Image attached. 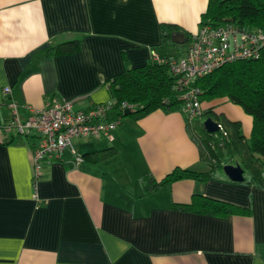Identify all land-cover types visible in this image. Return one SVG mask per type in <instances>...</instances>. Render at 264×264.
Listing matches in <instances>:
<instances>
[{"label":"crops","instance_id":"1","mask_svg":"<svg viewBox=\"0 0 264 264\" xmlns=\"http://www.w3.org/2000/svg\"><path fill=\"white\" fill-rule=\"evenodd\" d=\"M207 4L0 0V264H264V187L223 173L225 179L185 177L144 192L146 173L159 180L175 166L209 168L192 136L196 120L179 109L126 115L111 143L79 140L87 152L82 162L74 166L68 150L44 162L37 197L31 161L37 137L8 128L12 103L23 121L53 96L79 109L112 99L109 79L151 60L150 49L184 52V36L160 47L161 22L190 34ZM73 38L81 40L74 52L48 54ZM201 107H212L223 123L238 122L248 137L251 117L238 104L215 97ZM194 193L246 210L213 215L174 206Z\"/></svg>","mask_w":264,"mask_h":264},{"label":"trees","instance_id":"2","mask_svg":"<svg viewBox=\"0 0 264 264\" xmlns=\"http://www.w3.org/2000/svg\"><path fill=\"white\" fill-rule=\"evenodd\" d=\"M205 21L215 25L231 22L247 28H264V0H208L200 23ZM177 32L184 36L180 42L187 43L188 32L175 23L161 22L160 47L166 49L178 43L179 41L173 40ZM80 44L79 38L60 41L50 47L48 54L71 53ZM191 83L199 87L201 101L226 97L232 103L238 104L251 117L249 135L244 137L236 121L226 120V125L222 124L226 132L224 135L222 130L206 131L199 121L191 128V132L200 148V157L209 168L195 170L175 166L159 180L146 173L141 177L144 192L185 177L225 179L222 171L225 163H238L243 168V182L264 187V47L257 58L226 62L211 72L194 78ZM174 85L175 77L164 63L149 60L129 67L109 79L111 96L115 99L111 115L120 116L121 119L126 115L136 118L156 108L179 109V91ZM123 101L130 104L125 108L129 110L127 113L118 108ZM210 111V108H203L198 117L209 114ZM109 148L111 147L103 150ZM86 153L83 152L82 155L85 156ZM234 155L237 157L234 158ZM174 206L213 215L246 210L237 204L199 193H194L189 202L174 203Z\"/></svg>","mask_w":264,"mask_h":264},{"label":"built area","instance_id":"3","mask_svg":"<svg viewBox=\"0 0 264 264\" xmlns=\"http://www.w3.org/2000/svg\"><path fill=\"white\" fill-rule=\"evenodd\" d=\"M264 47V28H247L231 22L212 24L202 22L196 31L189 34L182 54L160 55L150 49V59L164 63L175 77V87L179 91V110L187 120L197 118L202 110L200 89L191 80L207 74L218 66L237 59L257 58ZM6 91L8 87L4 88ZM115 99L94 103L86 109L76 108L72 100L53 96L42 108L34 109L23 121H20L10 106L12 116L8 128H14L19 134L34 132L37 141L32 148V187L37 197V184L42 175L43 163L61 159L65 150L71 154V162L77 166L83 160L77 142L79 140L103 139L111 143L114 130L121 117L111 115ZM130 104L123 101L118 108L124 109ZM113 114V113H112ZM219 125V131L223 125Z\"/></svg>","mask_w":264,"mask_h":264},{"label":"water","instance_id":"4","mask_svg":"<svg viewBox=\"0 0 264 264\" xmlns=\"http://www.w3.org/2000/svg\"><path fill=\"white\" fill-rule=\"evenodd\" d=\"M179 37H183L181 32H177L173 36V40L178 41ZM129 110L125 109L124 112L127 113ZM202 125L208 132H214L219 129V125L210 116L205 117L202 120ZM223 173L228 179L233 181H242L244 178L243 168L238 163H225L222 166Z\"/></svg>","mask_w":264,"mask_h":264},{"label":"rangeland","instance_id":"5","mask_svg":"<svg viewBox=\"0 0 264 264\" xmlns=\"http://www.w3.org/2000/svg\"><path fill=\"white\" fill-rule=\"evenodd\" d=\"M204 100H210V99H203L202 101H204ZM201 101V102H202ZM209 108H212V107H209ZM207 116H210L213 120H215L216 122H222L221 124H223V125H226L225 123H223V121H221L219 118V116H218V114H216V113H214L212 110L210 111V113L209 114H204V115H201L200 117H197V118H195L194 120H196L195 121V123H198L199 121H201L200 119H203V118H205V117H207ZM1 132V131H0ZM1 135V134H0ZM237 157V155H234V158H236Z\"/></svg>","mask_w":264,"mask_h":264},{"label":"clouds","instance_id":"6","mask_svg":"<svg viewBox=\"0 0 264 264\" xmlns=\"http://www.w3.org/2000/svg\"><path fill=\"white\" fill-rule=\"evenodd\" d=\"M200 24V23H199ZM188 38V37H187ZM218 123V122H217ZM220 123V122H219ZM216 131H218V130H216Z\"/></svg>","mask_w":264,"mask_h":264}]
</instances>
